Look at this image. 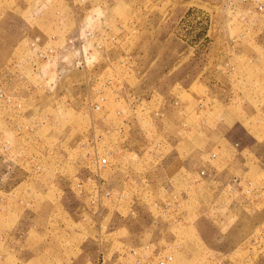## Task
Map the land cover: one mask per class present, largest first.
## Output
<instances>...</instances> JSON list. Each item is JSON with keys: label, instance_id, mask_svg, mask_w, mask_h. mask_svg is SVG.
I'll return each instance as SVG.
<instances>
[{"label": "rangeland", "instance_id": "374dc122", "mask_svg": "<svg viewBox=\"0 0 264 264\" xmlns=\"http://www.w3.org/2000/svg\"><path fill=\"white\" fill-rule=\"evenodd\" d=\"M26 245L264 264V0H0V264Z\"/></svg>", "mask_w": 264, "mask_h": 264}, {"label": "crops", "instance_id": "0c3cea01", "mask_svg": "<svg viewBox=\"0 0 264 264\" xmlns=\"http://www.w3.org/2000/svg\"><path fill=\"white\" fill-rule=\"evenodd\" d=\"M201 82L202 81H200V83ZM210 94L212 96H214V97L218 96V94H214V93H210ZM210 94L208 93V95H210ZM164 113L166 115L167 114V111H164L163 110L162 111V116H164ZM181 164H182V161L181 160L175 161V159H173V158L172 159H167L165 162H162L161 161V162H155L154 164H152L151 165L152 166L151 172H153L154 175L151 176V182L149 181V179H148L149 176L147 174L146 175H143V177H141V178H143L142 179V186H143V188H142L141 191H143L144 189H146L147 191H150L151 190L156 195L157 194V191L155 193V191L152 189L151 184L159 187V192L164 191L165 189H169V188H171V186H172V190L175 189L174 182L176 183V181H178V176H179V174L176 173V170H177L178 166H181ZM8 166L9 167L12 166V161L11 160H10ZM160 168L164 171V175L162 176L163 177V181H160L159 177L156 175V172H157L156 169H160ZM143 173H145V172L143 171ZM149 175H151V174H149ZM210 176H211V173H209V174L207 173V175L205 177H203V180H201L202 183H205L207 185L206 188H208V189L211 188V184L215 183V182H213V180H211L209 178ZM10 179L11 180H15V177L14 178H11L10 177ZM149 186L151 187L150 189H149ZM190 186L191 185L188 184L186 186V188L183 189L185 194H187L188 188ZM24 191H27V190H24ZM204 192H205V194H209L210 193L209 190H206ZM58 241H59L60 244L62 242L64 243V240L61 239V238L58 239ZM59 243L56 242V245L59 246ZM44 245H48V242L46 240H43L42 239L41 240V246H44ZM21 248L22 247H20V251L19 250H16V252H9L11 256H12V254H14V256H12V258H14V261H18L19 264H40V262L42 260H44V259H45L44 261L51 260L52 259V260L57 261L60 264V263H63V261L66 260V257L63 255V253L60 251L59 248L57 249L56 252H52L50 254H49V251L46 252V253H44V252L42 253L41 252L38 255H36V253H32L34 250H32L29 247V245L24 246L22 249ZM76 258L77 257H74L73 259H76Z\"/></svg>", "mask_w": 264, "mask_h": 264}, {"label": "built area", "instance_id": "2783aa9c", "mask_svg": "<svg viewBox=\"0 0 264 264\" xmlns=\"http://www.w3.org/2000/svg\"><path fill=\"white\" fill-rule=\"evenodd\" d=\"M107 162V158H102L101 159V163H106Z\"/></svg>", "mask_w": 264, "mask_h": 264}]
</instances>
